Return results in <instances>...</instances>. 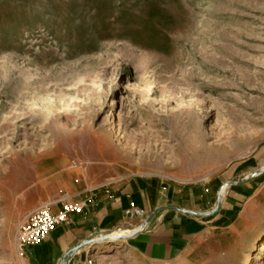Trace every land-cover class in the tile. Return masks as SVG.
<instances>
[{
    "label": "rangeland",
    "instance_id": "rangeland-1",
    "mask_svg": "<svg viewBox=\"0 0 264 264\" xmlns=\"http://www.w3.org/2000/svg\"><path fill=\"white\" fill-rule=\"evenodd\" d=\"M131 175L249 182L191 264H264V0H0V264L61 180Z\"/></svg>",
    "mask_w": 264,
    "mask_h": 264
},
{
    "label": "crops",
    "instance_id": "crops-1",
    "mask_svg": "<svg viewBox=\"0 0 264 264\" xmlns=\"http://www.w3.org/2000/svg\"><path fill=\"white\" fill-rule=\"evenodd\" d=\"M222 185L217 179L176 185L140 175L120 176L99 189L91 203L72 214L69 223L58 224L44 240L24 247L20 264H87L90 254L100 264H191L193 256L205 247L203 242L218 229L235 231L243 222L249 182L230 184L219 210L203 214L214 209ZM55 187L59 198L79 193L86 186L68 177ZM223 193L224 189L221 196ZM56 200L52 211L59 209ZM156 207L162 208L144 229L111 241L88 242L106 231L120 230L116 236L132 231Z\"/></svg>",
    "mask_w": 264,
    "mask_h": 264
},
{
    "label": "built area",
    "instance_id": "built-area-1",
    "mask_svg": "<svg viewBox=\"0 0 264 264\" xmlns=\"http://www.w3.org/2000/svg\"><path fill=\"white\" fill-rule=\"evenodd\" d=\"M108 183L104 182L99 185L85 187L79 193L61 195L54 202L59 204L57 211L51 209L53 202L41 204L30 211L18 225L15 235L16 248L21 251L26 246L39 243L58 224L69 223L72 214L80 212L85 204L91 203L96 196V192L101 188H105ZM77 195L81 198L75 199ZM86 263L100 264L94 254L89 255Z\"/></svg>",
    "mask_w": 264,
    "mask_h": 264
},
{
    "label": "water",
    "instance_id": "water-1",
    "mask_svg": "<svg viewBox=\"0 0 264 264\" xmlns=\"http://www.w3.org/2000/svg\"><path fill=\"white\" fill-rule=\"evenodd\" d=\"M232 183H236V181H229V182H226L225 184H223V186L220 188V191H219V195H218V198H217V201H216V205L214 207V209H211L210 211H206V212H203V214H207V213H213V212H216L219 210V207H220V203H221V199H222V196H221V192L222 190L228 185V184H232ZM162 207H156L149 215L148 217L146 218V220L144 221V223L133 229L132 231H128L126 233H123V234H119L117 235L115 238H113V236H111L113 233H115V231H106L104 232L103 234L101 235H97V236H94V237H91L88 242H95V241H101V240H108V241H111V240H114V239H117L119 237L123 238V237H127L135 232H138L142 229L145 228L146 224L152 219V217L155 215V213L157 211H159Z\"/></svg>",
    "mask_w": 264,
    "mask_h": 264
},
{
    "label": "bare ground",
    "instance_id": "bare-ground-1",
    "mask_svg": "<svg viewBox=\"0 0 264 264\" xmlns=\"http://www.w3.org/2000/svg\"><path fill=\"white\" fill-rule=\"evenodd\" d=\"M193 114H196V112L195 111H193ZM198 135V134H197ZM201 137V136H200ZM205 144V143H204ZM221 145V143H217V145L215 146V147H218V146H220ZM194 146V145H193ZM203 147V146H202ZM198 152V151H197ZM201 152V151H200ZM214 152H215V150H214ZM199 153V152H198ZM111 236H113V238L116 236V233H113ZM262 250H264V245L262 246V248H261Z\"/></svg>",
    "mask_w": 264,
    "mask_h": 264
}]
</instances>
